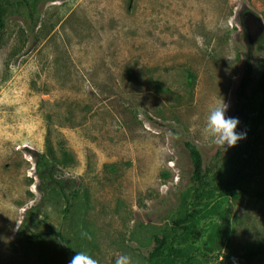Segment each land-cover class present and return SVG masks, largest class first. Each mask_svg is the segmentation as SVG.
<instances>
[{
  "label": "rangeland",
  "instance_id": "374dc122",
  "mask_svg": "<svg viewBox=\"0 0 264 264\" xmlns=\"http://www.w3.org/2000/svg\"><path fill=\"white\" fill-rule=\"evenodd\" d=\"M4 21L0 264H69L76 252L147 264L173 226L184 264H264L243 256L264 242V123L241 174L244 139L223 151L202 133L209 105L223 99L236 116L247 65L250 101H262L264 0H20ZM185 137L205 156L198 182ZM50 146L74 157L54 174L67 214L38 174L33 153Z\"/></svg>",
  "mask_w": 264,
  "mask_h": 264
},
{
  "label": "trees",
  "instance_id": "16d2710c",
  "mask_svg": "<svg viewBox=\"0 0 264 264\" xmlns=\"http://www.w3.org/2000/svg\"><path fill=\"white\" fill-rule=\"evenodd\" d=\"M20 0H0V31L5 28L4 12L5 8L12 3ZM251 66H246V74L241 80L236 90V116L240 123L245 127L246 138L236 156V163L238 164V173H242L250 167L261 149L263 143V135L261 133V126L264 123V68L259 81V89L262 95V101L256 107L252 104L248 95V87L251 83ZM171 131L180 135L179 129L175 126L170 127ZM182 144L187 150L192 164V180L195 182L201 181L206 176V162L205 156L201 148L193 142L190 138L182 139ZM47 152H34L37 159L38 174L42 179H46L47 183L52 185L63 196L66 202V207L63 210L64 214L69 212L70 199L65 192L66 180L56 179L55 170L57 166L67 165L68 160H74V157L68 150L63 149L60 155H57L55 150L49 147ZM249 192V191H246ZM260 196H264L262 193ZM247 260L258 257H264V242H261L243 254ZM193 257H184L179 249V238L176 227H172V235L161 233L154 236L153 245L146 256L147 264H184L187 259Z\"/></svg>",
  "mask_w": 264,
  "mask_h": 264
},
{
  "label": "clouds",
  "instance_id": "9594fccd",
  "mask_svg": "<svg viewBox=\"0 0 264 264\" xmlns=\"http://www.w3.org/2000/svg\"><path fill=\"white\" fill-rule=\"evenodd\" d=\"M228 105L223 101L209 105L208 113L204 123L202 133L217 148L227 151L234 147L238 141L246 138V132H237L240 123L238 118L226 116ZM82 236L91 239L87 232H82ZM69 264H98V261L85 252H76L72 256ZM115 264H133V260L128 255H118Z\"/></svg>",
  "mask_w": 264,
  "mask_h": 264
},
{
  "label": "water",
  "instance_id": "95a60500",
  "mask_svg": "<svg viewBox=\"0 0 264 264\" xmlns=\"http://www.w3.org/2000/svg\"><path fill=\"white\" fill-rule=\"evenodd\" d=\"M252 20V19H251ZM252 21H249V23H251Z\"/></svg>",
  "mask_w": 264,
  "mask_h": 264
},
{
  "label": "bare ground",
  "instance_id": "6f19581e",
  "mask_svg": "<svg viewBox=\"0 0 264 264\" xmlns=\"http://www.w3.org/2000/svg\"><path fill=\"white\" fill-rule=\"evenodd\" d=\"M33 186V185H32Z\"/></svg>",
  "mask_w": 264,
  "mask_h": 264
}]
</instances>
